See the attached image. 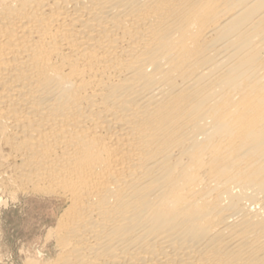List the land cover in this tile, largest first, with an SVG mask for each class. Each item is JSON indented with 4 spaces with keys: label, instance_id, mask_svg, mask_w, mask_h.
<instances>
[{
    "label": "bare ground",
    "instance_id": "6f19581e",
    "mask_svg": "<svg viewBox=\"0 0 264 264\" xmlns=\"http://www.w3.org/2000/svg\"><path fill=\"white\" fill-rule=\"evenodd\" d=\"M19 192L63 205L23 264H264V0H0Z\"/></svg>",
    "mask_w": 264,
    "mask_h": 264
},
{
    "label": "rangeland",
    "instance_id": "374dc122",
    "mask_svg": "<svg viewBox=\"0 0 264 264\" xmlns=\"http://www.w3.org/2000/svg\"><path fill=\"white\" fill-rule=\"evenodd\" d=\"M3 199L0 198L3 264H23L27 258L40 262L50 259L55 253L54 240L45 236L63 207L61 200L55 196L20 192L14 201L8 198L5 204Z\"/></svg>",
    "mask_w": 264,
    "mask_h": 264
}]
</instances>
